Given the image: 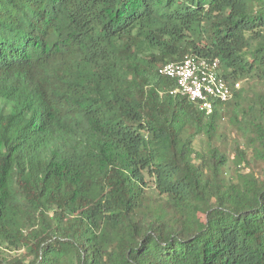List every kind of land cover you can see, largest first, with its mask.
<instances>
[{
	"label": "trees",
	"instance_id": "trees-1",
	"mask_svg": "<svg viewBox=\"0 0 264 264\" xmlns=\"http://www.w3.org/2000/svg\"><path fill=\"white\" fill-rule=\"evenodd\" d=\"M187 53L254 101L171 94ZM0 264H264V0H0Z\"/></svg>",
	"mask_w": 264,
	"mask_h": 264
},
{
	"label": "built area",
	"instance_id": "built-area-1",
	"mask_svg": "<svg viewBox=\"0 0 264 264\" xmlns=\"http://www.w3.org/2000/svg\"><path fill=\"white\" fill-rule=\"evenodd\" d=\"M159 74L171 78L176 87L171 94L188 98L199 110L212 112L219 103H226L242 88V81L229 82L221 72L218 58L208 59L187 53L179 61L163 63Z\"/></svg>",
	"mask_w": 264,
	"mask_h": 264
},
{
	"label": "rangeland",
	"instance_id": "rangeland-1",
	"mask_svg": "<svg viewBox=\"0 0 264 264\" xmlns=\"http://www.w3.org/2000/svg\"><path fill=\"white\" fill-rule=\"evenodd\" d=\"M242 89L244 96L242 106H248L249 103L254 101V97L256 91L259 89V85H255L254 83L249 84L248 82L242 81ZM237 111L238 108L236 109V106L232 104H227L221 107L220 117L217 121V135L215 140L221 146V150L228 155L231 170L236 166V164L240 163L238 156H236L235 147L238 139L242 141V132L238 127L239 120H241V115H237ZM203 140L205 139L203 138ZM244 165L245 164L242 166ZM252 168L256 169L258 172L263 170L262 166L258 167V165L255 163H253ZM201 216L203 217V214ZM1 251L2 256L6 258L15 257L24 253V250H10L4 247H2Z\"/></svg>",
	"mask_w": 264,
	"mask_h": 264
}]
</instances>
